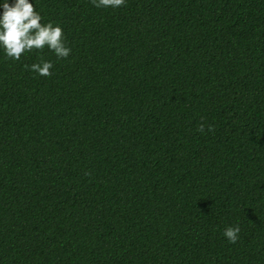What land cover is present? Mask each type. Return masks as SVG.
<instances>
[{"label":"trees","instance_id":"16d2710c","mask_svg":"<svg viewBox=\"0 0 264 264\" xmlns=\"http://www.w3.org/2000/svg\"><path fill=\"white\" fill-rule=\"evenodd\" d=\"M29 2L72 51L0 48V264H264V0Z\"/></svg>","mask_w":264,"mask_h":264},{"label":"clouds","instance_id":"9594fccd","mask_svg":"<svg viewBox=\"0 0 264 264\" xmlns=\"http://www.w3.org/2000/svg\"><path fill=\"white\" fill-rule=\"evenodd\" d=\"M96 8H119L126 6V0H90ZM4 13L0 16V48L5 53V58L19 61L22 54L32 51L43 52L45 47L53 52L56 58L67 59L71 54L66 37L63 35L62 26L54 21L43 23L41 13L34 8L29 0H15L9 5L7 0L3 4ZM37 63L26 68L40 76L50 77L54 67L52 61L38 57ZM197 131L204 133L205 125L200 124ZM208 132H213L214 127L208 125ZM241 228L239 224L228 226L223 232L229 243L235 244L239 240Z\"/></svg>","mask_w":264,"mask_h":264}]
</instances>
